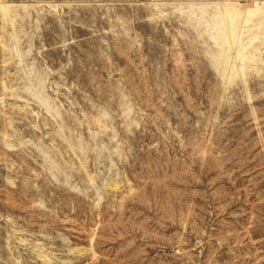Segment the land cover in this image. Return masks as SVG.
Here are the masks:
<instances>
[{
  "label": "rangeland",
  "instance_id": "1",
  "mask_svg": "<svg viewBox=\"0 0 264 264\" xmlns=\"http://www.w3.org/2000/svg\"><path fill=\"white\" fill-rule=\"evenodd\" d=\"M0 264H264V0H0Z\"/></svg>",
  "mask_w": 264,
  "mask_h": 264
}]
</instances>
